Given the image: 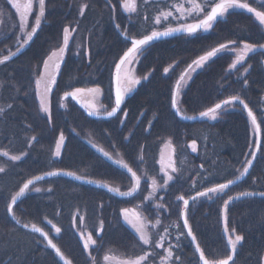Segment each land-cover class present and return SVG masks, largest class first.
Segmentation results:
<instances>
[{"label":"trees","instance_id":"16d2710c","mask_svg":"<svg viewBox=\"0 0 264 264\" xmlns=\"http://www.w3.org/2000/svg\"><path fill=\"white\" fill-rule=\"evenodd\" d=\"M247 2L251 3V0ZM46 3L47 22L18 58L10 61L6 67L0 66V82L3 84L0 87V107L7 108L9 103L13 105L8 109L7 116L0 118V148H6L13 154L22 151L29 153L24 160L11 167L7 175H0V264H8L10 259L12 264H55L59 259L50 248H46V242L36 241L38 234L20 229L19 225H15L6 216L8 194L24 180L44 175L47 171H72L98 183L127 190L128 180L124 173L98 153L91 146L92 143L109 152L114 159L119 158L130 165L133 161L139 162L140 146L143 145L145 161L142 170L153 174L161 168V149L168 146L174 149L175 165L181 179L172 182L167 192L156 190L157 195L163 196L166 202L159 218L167 226L177 221V204L182 209V202L177 201L176 196L185 195L187 198L189 194L194 195L193 180L197 181V187L202 190L210 182H225V179L234 178L231 174L237 168L242 170L245 155L250 152L249 145L256 139L247 112L241 110L242 105L230 107L215 121L207 118L184 121L175 116L170 106L171 89L176 79L205 50L237 37L250 43H264V30L251 14L244 10H233L226 20L218 22L207 33L177 35L155 41L143 55L137 57L139 62L134 67V74L138 78L147 73L151 75L147 81L142 79L126 97L122 109L128 115L124 117L121 113L118 114L124 121L121 125L115 118L92 119L73 100H61L63 92L67 90L66 85L70 82L81 87H92L99 83L104 90L102 101L108 107L105 97L113 78L114 62H118V56L126 50L125 44L128 43L115 29L109 6L105 0H46ZM84 3L89 4V8L81 17L78 14L79 6ZM113 3H117V0H113ZM140 8L143 11L144 6L141 4ZM0 9L3 10V15L0 16L2 55L7 54L9 47L15 50V39L5 37L11 36L14 31L18 34L16 26L19 16L7 0H0ZM154 10L155 8L152 9ZM186 22L195 21L191 17L187 21L173 20L171 26L176 27L178 23ZM115 23H120L122 29H130L133 33L150 27L142 19L138 23L135 20L130 22L128 14L122 13L119 8L115 13ZM69 25H78V29L77 33H70V36H75V42L70 41V51L57 76L59 86L54 87L55 91L51 95L52 123L49 124L47 116L39 111L40 101L34 92L33 78L37 63L50 49L61 43L62 28ZM77 45L82 46L81 50L88 49L89 55H77ZM235 55L233 52L218 55L204 68L190 73L191 79L186 78L182 82L177 104L184 116L199 117V112L207 107L214 106L230 95H240L253 109L259 122L261 112H264V51L248 53L243 65H237L239 72L232 70L235 74H230L229 65ZM174 62V67L170 68L168 74H164V67H169ZM248 65L251 67L244 73L243 70ZM10 75L14 79H6ZM238 76L242 78L238 79ZM244 79L248 81L246 88L243 85ZM59 102H63L65 107L60 108ZM60 131H63L66 140L61 156L56 158L52 153ZM32 136L37 140L32 141V147L29 148L28 141ZM124 137H128V140ZM260 139L264 142V131L261 132ZM193 140L196 141L195 153L188 147ZM247 158L250 159V156ZM201 164L204 165L203 169L200 168ZM0 165L8 166L4 163V158H0ZM200 172L209 176V181H201L198 175ZM249 173L231 186L223 197L211 200L200 198L196 202L190 200L189 222L210 258L222 257L225 252L227 237L223 235V201L240 192L251 191L252 177L264 179V159L259 153ZM36 186L41 187L42 192L32 191L23 197L14 209L16 216L21 223L29 226L35 223L45 230L50 228L47 224L49 219L61 227L62 232L54 243L72 264H88L87 254L82 253V244L71 229L72 216L77 212L84 216L85 232L98 227L101 219L105 222V233H102L106 242L105 251L111 249L110 256L115 259H111L110 264H118L115 262L117 259H126L132 255L135 244L133 233L127 226H122V218L118 221V212L123 207H143L139 198L121 199L108 193L106 189L84 185L61 176ZM49 187L53 189L52 192L47 191ZM262 187L261 182L255 192L262 191ZM251 200L257 203L253 204ZM263 201L264 197L257 195L253 198L242 197L229 205V229L235 228L237 233L244 236L235 253V264H261L264 255ZM101 204L104 206L102 209ZM141 214L150 216L149 213ZM179 223L182 224L183 221L180 220ZM171 231L175 232V229ZM50 236H55L54 230ZM168 239L175 244L174 235ZM182 240L183 243L174 256H180L177 264H189L194 249L190 238ZM100 255L102 258L103 253Z\"/></svg>","mask_w":264,"mask_h":264},{"label":"snow or ice","instance_id":"6c2138e0","mask_svg":"<svg viewBox=\"0 0 264 264\" xmlns=\"http://www.w3.org/2000/svg\"><path fill=\"white\" fill-rule=\"evenodd\" d=\"M7 2L15 9L19 16V23L16 26L18 34L14 31L11 36H6L5 39H15V50L11 47L7 49V54L0 55V66H7L14 57H18L23 53L26 46H29L36 36L37 32L42 28V25L47 22V3L46 0H25L23 4L17 2V0H7ZM105 3L109 6V11L112 14L111 18L114 21L115 29L120 32L124 37V40L128 43L125 44L126 50L122 51V55L118 56V62H114V75L110 80V86L106 94V100L108 107L105 108L101 104V108L104 110V114H101L100 108L95 107L92 104H81L80 106L85 109L88 117H94L97 120L115 118L121 125L124 121L120 119L118 113H121L124 117H127L128 113L122 109V105L125 104L126 96L134 91L136 85L141 83V80L147 81L151 73L145 74L143 77L138 78L134 75V67L128 68V74L125 76L122 82L121 72L125 65L132 66L134 63H138L137 57L143 55L155 41L161 38L171 37L177 33H186L188 36H194L200 32L207 33L213 30L218 22L226 20L227 16L233 10H244L251 14L255 21H258V26L264 30V0H117V3H113V0H105ZM144 6L141 11L140 5ZM89 8V4L84 3L79 6V16L83 17L85 10ZM117 8L122 13H127L129 21L135 20L137 23L142 19L144 24L150 25L143 31H137L133 33L130 29L121 28L120 23H115V13ZM155 8L154 11L152 9ZM35 13V14H34ZM179 14V15H176ZM3 15V10L0 9V16ZM191 17L195 22L179 24L176 27L171 26L172 21L187 19ZM32 18V22H30ZM135 27V24H133ZM77 26H64L62 28V40L54 49H50L45 57H42L36 65L35 76H34V92L36 97L39 99V111L47 116V122L52 123V110L51 100L49 97L53 93V88L58 87L57 76L60 74L61 65L65 61L66 54L70 51V41L75 42V36L71 35L77 33ZM130 44V46H129ZM242 45V48H241ZM235 46V47H232ZM77 55L88 56V49H82L81 45H77ZM257 51H264V43H250L244 40H240L239 37L231 39L226 43H219L218 46H212L210 50H205L203 54L198 55L197 58L193 59L191 63L180 73L178 79H176L173 88L171 89L170 106L174 110L175 116L180 119L195 120L196 116H184L181 109L177 104V95L182 91V82H185L186 78L191 79L190 73L196 72L198 69L204 68L213 58L218 55L233 52L235 53V59L229 65L230 74H235L232 70L237 69V65H243V62L248 53H256ZM50 62H53L50 64ZM91 61H89L90 63ZM164 67V74H168L171 67ZM251 65L244 68V73H247L248 68ZM54 69L55 74H53ZM242 78L238 76V79ZM6 79H14V76H8ZM43 84V89L41 85ZM248 84L247 79L243 80V85L246 88ZM113 85H114V101H113ZM3 84L0 82V87ZM66 89L63 92L62 101L71 100L80 103V95L83 93H92L94 96H100L104 93L102 86L97 83L92 87H81L75 86L73 83L66 85ZM264 99V97H262ZM243 106L241 110L247 112V116L250 118L253 131L256 134L254 139L249 145L250 152L245 155L244 165L242 170L237 168L231 175L234 178L225 179V182H210L204 186L202 190L197 187V181H192V190L195 194H189L186 198L185 195L176 196V200L182 202V209L177 204L178 218L177 221L167 226L162 224L159 218L160 212L164 209L163 196L157 195V189H161L164 192L169 190V186L172 182L179 181L181 176L179 169L176 167L175 162L171 161L167 167L161 165L158 172L150 173L147 170H142L145 157L142 154L144 146H140L141 154L139 155V162H132V165L128 162H124L119 158L113 157L109 152L104 151L101 148H97L96 144L92 143L91 146L96 149L107 160L111 161L113 165L117 166L124 173L125 178L128 180V186L126 191H122L120 188H113L107 184L98 183L93 179L85 178L83 175L77 174L72 171H47L44 175H37L34 178H28L22 183L18 184L15 190L8 194L6 202V216L14 221L15 225H19L20 229H27L30 233H38L39 236L36 241L39 243L46 242V248H51L55 256L59 259L55 264H72V261L68 259L61 251L60 247L54 243V240L60 236L62 228L57 226L51 219L47 220V224L50 228L45 230L44 227H38L35 223L31 226L27 223H21L17 218L14 211L18 201L25 197L29 192L34 191L35 193H41L42 188L36 186L37 182L45 180V177H68L74 181L80 182L81 184L95 185L97 188H104L108 193H112L113 196L120 198H139L143 204L136 205L135 208L123 207L118 212L119 218H122L123 225L127 226L128 229L133 233L134 251L132 255L126 259H121L119 264H177L180 256L174 253L177 252V248L183 243V239L190 238L191 245L193 246L192 260L189 264H235V253L238 250L244 236L236 232L235 228L229 229L227 220V211L230 203L235 200H239L242 197H253L261 196L264 197V190L255 191H243L238 193L236 196H229L228 199L223 201V212H224V228L223 235L227 237L225 252L222 257L206 255V250L201 246L198 241L197 235L194 233L193 227L189 222L188 209L190 206V200L192 202L198 201L200 198L213 199L214 197H223L227 190L231 186L237 183V181L248 176L249 170L253 166V161L257 159V153L264 159V142L260 139V134L264 129V112H261V119L258 122L257 115L249 104L246 103L245 99L240 95H230L228 98L221 100L214 104V106L207 107L206 110L199 112V118L210 119L215 121L218 117L222 116L224 111H227L230 107L235 108L237 106ZM13 105L9 103L7 108L0 107V118L7 116L8 109H11ZM59 107L64 108L65 104L59 102ZM151 126V125H150ZM75 132V129H73ZM79 135V133H77ZM128 140V137H124ZM37 138L32 136L28 141V147H32V141H36ZM66 137L63 131H60L58 138L55 142V151L52 155L56 158L61 156V150L65 146ZM169 143H171L169 141ZM115 150V145L112 146ZM192 151H196V141L193 140L188 145ZM29 153L22 151L19 154H13L6 148H0V158H4V163L8 166L0 165V175H7L11 169L18 162L22 161L27 157ZM250 156L251 158H247ZM200 168L203 169L204 165L201 164ZM238 173V175H237ZM201 181H209V176L204 175L203 172L198 173ZM149 189H152L151 191ZM48 192H52L51 187L47 188ZM147 192V195L144 193ZM103 204L100 205L102 209ZM171 207V205H169ZM141 213H149L150 216H143ZM59 215V212L56 213ZM130 214L134 219L130 218ZM182 220L183 223H179ZM154 221V222H153ZM43 223V222H42ZM84 228V216L76 215L72 216L71 229L78 236V242L82 244V253H86V259L88 264H110V253L111 249L105 251L106 242L105 237L102 233H105V222L101 219L98 227L85 232ZM175 229V232L171 231ZM54 230L55 236H50V233ZM175 236V244H173L168 238ZM39 238H42L39 239ZM138 249V250H136ZM161 249L162 251H157ZM93 253H96L95 255ZM101 253H103L101 258ZM8 264H12L11 259ZM261 264H264V258L261 260Z\"/></svg>","mask_w":264,"mask_h":264},{"label":"rangeland","instance_id":"374dc122","mask_svg":"<svg viewBox=\"0 0 264 264\" xmlns=\"http://www.w3.org/2000/svg\"><path fill=\"white\" fill-rule=\"evenodd\" d=\"M21 1H22V4L25 2V0H21ZM52 63L53 62H50V64H52ZM135 65H136V63H134L132 66H128V65L124 66V69L121 72L122 82L124 81L125 76L128 74V68L129 67H135ZM52 71H53V74H55L54 69H52ZM41 89H43V84L41 85ZM54 91H55V88L53 89V92ZM90 97H91L92 100H90ZM80 98H82L83 104H85L86 102H88L90 100L89 101L90 104L95 105V107H97V108H100L101 113L104 112L103 108L100 107L101 106V100L100 99H102L101 95L100 96H94V94L86 92V93L81 94ZM49 99H51V96L49 97ZM43 115H45V114L43 113ZM192 152H194V151H192ZM170 154H171V148L165 147L164 150H163V156L165 158V162H164L165 164L162 163L165 167H167L169 165V163L171 162ZM130 218L134 219V217H132L131 214H130Z\"/></svg>","mask_w":264,"mask_h":264},{"label":"flooded vegetation","instance_id":"af4514ba","mask_svg":"<svg viewBox=\"0 0 264 264\" xmlns=\"http://www.w3.org/2000/svg\"><path fill=\"white\" fill-rule=\"evenodd\" d=\"M17 2L20 3V4H22V1H21V0H17ZM12 8H13V7H12ZM27 47H28V46H26V48H27ZM26 48H25V49H26ZM24 51H25V50H24ZM24 51H23V52H24ZM61 66H62V65H61ZM135 76H136V75H135ZM134 89H135V88H134ZM129 94H130V93H129ZM129 94H128V95H129ZM128 95H127V96H128ZM113 96H114V94H113ZM127 96H126V97H127ZM101 97H102V95H101ZM79 98H80V97H79ZM125 99H126V98H125ZM80 100L82 101V104H83V100H82V98H80ZM90 100H92L91 97H90ZM90 100H89V101H90ZM100 100H101V104H103L104 107L107 108V106L103 103L102 99H100ZM89 101L86 102L85 104H86V105H87V104H90ZM122 107H123V105H122ZM101 114L103 115L104 112L101 113ZM118 114H119V113H118ZM91 118H92V117H91ZM92 119H95V118H92ZM112 119H114V118H112ZM168 147L171 148V154H170V155H171V157H173V156H174V149H173L172 147H170V146H168ZM257 154H258V153H257ZM250 158H251V157H250ZM171 160H173V158H171ZM164 164H165V163H164ZM253 164H254V161H253ZM166 166H167V165H166ZM261 182L263 183L262 190H264V179H256V178L252 177V179H251V183H250V184H251V191H255V190L257 189V185H259ZM253 197H256V196H253ZM253 197H252V198H253ZM119 198H120V197H119ZM251 201H252L253 204L257 203V201H255V200H251ZM262 206H264V201H263V205H262ZM263 213H264V208H263ZM261 216H262V211H261ZM263 217H264V214H263ZM36 234H38V233H36ZM38 235H39V234H38ZM50 249H51V248H50ZM51 250H52V249H51ZM52 251H53V250H52ZM53 252H54V251H53ZM262 258H264V255H263ZM111 259L115 260L114 258H111ZM111 259H110V260H111ZM120 260H121V259L119 258V259H117L115 262H117V263L119 264Z\"/></svg>","mask_w":264,"mask_h":264},{"label":"water","instance_id":"95a60500","mask_svg":"<svg viewBox=\"0 0 264 264\" xmlns=\"http://www.w3.org/2000/svg\"><path fill=\"white\" fill-rule=\"evenodd\" d=\"M177 35H187L186 33H177V34H174L173 36H171V37H174V36H177ZM171 37H167V38H171ZM167 38H161L160 40H163V39H167ZM159 41V40H158ZM21 55V54H20ZM19 55V56H20ZM16 58H18V57H14L13 58V60L14 59H16ZM114 91V90H113ZM80 99V98H79ZM75 103H77L76 101H75ZM82 104V101L80 100V103H77V105L79 106V107H81L80 105ZM81 109H83L84 111H85V109L84 108H82L81 107ZM86 112V111H85ZM87 113V112H86ZM92 118H94V117H92ZM96 119V118H95ZM109 119H112V118H109ZM109 119H103V120H109ZM199 119H201V118H199V117H197V119H195V120H199ZM182 120H184V121H195V120H188V119H182ZM61 177H63V176H61ZM51 178H54V177H51ZM51 178H49V177H45V180H43V181H47V180H49V179H51ZM66 178H68V177H66ZM69 179H71V178H69ZM72 180V179H71ZM43 181H39V182H37V184L38 183H40V182H43ZM74 181V180H73ZM77 182V181H76ZM80 183V182H79ZM84 185H88V184H84ZM88 186H91V187H96L95 185H88ZM97 188V187H96ZM104 189V188H103ZM19 202V201H18ZM25 230H27V229H25ZM28 231V230H27Z\"/></svg>","mask_w":264,"mask_h":264},{"label":"bare ground","instance_id":"6f19581e","mask_svg":"<svg viewBox=\"0 0 264 264\" xmlns=\"http://www.w3.org/2000/svg\"><path fill=\"white\" fill-rule=\"evenodd\" d=\"M165 148V147H164ZM164 148H162L161 149V152H160V156H159V165L161 166V165H163L164 164V162H165V158H164V156H163V150H164ZM171 158H173V160H171ZM175 155L173 156V157H171V155H170V160L171 161H174L175 162ZM163 163V164H162ZM121 199H125V198H121Z\"/></svg>","mask_w":264,"mask_h":264}]
</instances>
